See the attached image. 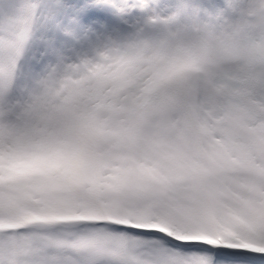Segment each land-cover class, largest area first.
Listing matches in <instances>:
<instances>
[{
	"label": "snow or ice",
	"instance_id": "1",
	"mask_svg": "<svg viewBox=\"0 0 264 264\" xmlns=\"http://www.w3.org/2000/svg\"><path fill=\"white\" fill-rule=\"evenodd\" d=\"M0 264H264V0H0Z\"/></svg>",
	"mask_w": 264,
	"mask_h": 264
}]
</instances>
